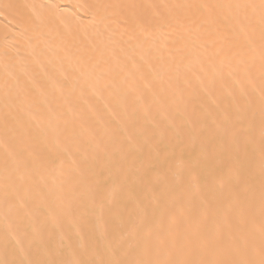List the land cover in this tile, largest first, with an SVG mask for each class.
<instances>
[{"label": "bare ground", "instance_id": "1", "mask_svg": "<svg viewBox=\"0 0 264 264\" xmlns=\"http://www.w3.org/2000/svg\"><path fill=\"white\" fill-rule=\"evenodd\" d=\"M0 264H264V0H0Z\"/></svg>", "mask_w": 264, "mask_h": 264}]
</instances>
